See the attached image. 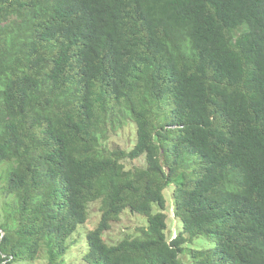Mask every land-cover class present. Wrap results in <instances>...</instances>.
Returning a JSON list of instances; mask_svg holds the SVG:
<instances>
[{"label": "trees", "instance_id": "trees-1", "mask_svg": "<svg viewBox=\"0 0 264 264\" xmlns=\"http://www.w3.org/2000/svg\"><path fill=\"white\" fill-rule=\"evenodd\" d=\"M1 166L0 264H264V0H0Z\"/></svg>", "mask_w": 264, "mask_h": 264}, {"label": "rangeland", "instance_id": "rangeland-1", "mask_svg": "<svg viewBox=\"0 0 264 264\" xmlns=\"http://www.w3.org/2000/svg\"><path fill=\"white\" fill-rule=\"evenodd\" d=\"M133 136V128L130 126L128 128H124L118 132V135L112 137L110 142H112V147L118 146L120 148H124L128 146V141ZM133 164L141 165V161H135L132 163H125L127 169L133 167ZM5 166L0 167V171H2ZM99 202H94L89 205L88 212H89V220L83 226L78 227L73 235L70 237L68 242H72V247L69 249V257L67 258L68 261L72 264H81V254H85L87 251V233L93 230L100 218L99 213ZM171 207V206H168ZM168 212V228L171 229L172 235H175V222L171 223V218L173 215L171 210ZM143 220L129 211H125L116 222L111 224L110 230L105 234V240L110 243H115L122 238L126 237H134L137 235V228L142 226Z\"/></svg>", "mask_w": 264, "mask_h": 264}]
</instances>
